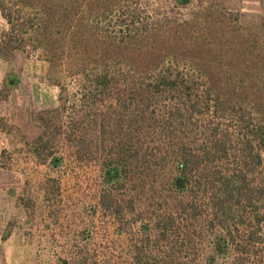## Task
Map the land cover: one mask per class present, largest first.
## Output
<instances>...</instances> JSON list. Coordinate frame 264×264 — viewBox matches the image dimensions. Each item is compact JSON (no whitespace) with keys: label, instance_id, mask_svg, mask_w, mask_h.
I'll return each mask as SVG.
<instances>
[{"label":"trees","instance_id":"trees-1","mask_svg":"<svg viewBox=\"0 0 264 264\" xmlns=\"http://www.w3.org/2000/svg\"><path fill=\"white\" fill-rule=\"evenodd\" d=\"M169 2L0 0V58L38 54L74 81L70 103L59 86L55 110L70 111L57 135L86 155L95 126L106 184L138 170L144 186L174 189L133 264H264V28L243 33L203 0ZM38 120L32 150L46 162L52 125ZM152 239L167 251L148 252Z\"/></svg>","mask_w":264,"mask_h":264},{"label":"rangeland","instance_id":"rangeland-1","mask_svg":"<svg viewBox=\"0 0 264 264\" xmlns=\"http://www.w3.org/2000/svg\"><path fill=\"white\" fill-rule=\"evenodd\" d=\"M195 2L191 0V5ZM203 2L213 3L236 16L237 27L243 33L264 28V0ZM7 28L0 16V33ZM6 62L15 63L16 72L25 81L24 88L33 78L42 80L45 97L39 100L38 92L24 89L22 107L36 111L33 126L39 135L42 130L38 116L50 120L52 126L46 131L51 155L41 162L32 150L37 137H29L25 125L22 131L18 130L17 121L5 122L8 133H13L11 139H0V264H57L60 259L68 264H133L131 256L139 248L144 228L149 229L153 219L171 209L174 189L168 185L144 186L138 170L132 171L130 181L122 185L106 184L101 165L104 151L97 142V128L84 126L91 146L90 152L81 156L57 135V125L65 129L70 111L68 108L63 114L55 110L59 105V86L65 87L64 95L67 94L70 103L74 81L59 69L50 70L38 54L26 57L16 53ZM112 202L120 205L119 216L113 215V208L109 207ZM167 237L172 244V233ZM146 247L156 255L166 252L169 244L158 245L152 239ZM186 247L178 246L184 251L177 255L181 263H189L191 259L186 258L189 255L185 254ZM224 262L220 257L217 264Z\"/></svg>","mask_w":264,"mask_h":264},{"label":"crops","instance_id":"crops-1","mask_svg":"<svg viewBox=\"0 0 264 264\" xmlns=\"http://www.w3.org/2000/svg\"><path fill=\"white\" fill-rule=\"evenodd\" d=\"M42 80L33 78L29 86L25 87L24 79L20 78L16 72L15 63H8L0 59V139H11L12 133H8V124L6 121H17V129L22 131L23 125L27 128L26 134L29 137L36 138L39 136L37 129L33 126L34 114L36 111L32 109H23L22 92L24 89L28 91L38 92L36 94L39 100L45 97V89L42 88ZM40 92H42L40 94ZM43 94V95H42ZM15 106V107H13ZM6 124V125H5ZM15 129V130H17ZM14 137L16 134L13 135Z\"/></svg>","mask_w":264,"mask_h":264}]
</instances>
